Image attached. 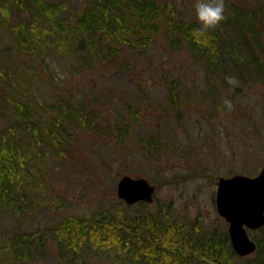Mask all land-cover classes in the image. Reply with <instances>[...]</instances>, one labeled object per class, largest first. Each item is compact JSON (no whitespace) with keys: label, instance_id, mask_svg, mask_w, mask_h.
Wrapping results in <instances>:
<instances>
[{"label":"rangeland","instance_id":"rangeland-1","mask_svg":"<svg viewBox=\"0 0 264 264\" xmlns=\"http://www.w3.org/2000/svg\"><path fill=\"white\" fill-rule=\"evenodd\" d=\"M156 1L172 6L186 22L197 21L195 0ZM87 2L40 0L65 6V14H77ZM263 2L225 0V14L234 8L256 14ZM31 8H38L33 0H0V17L10 14L8 24L0 26V51L13 46L8 26L27 23ZM259 33L264 46V28ZM149 49L139 57L126 50L121 61L125 67L103 66L80 73L72 71L68 60L60 67L57 62L50 65L48 59L46 66L25 67L21 63L27 56L20 53L11 54L14 66H8L3 61L7 53H0V64L10 68L8 76L21 81L16 99L26 88L33 90L26 97L23 94V101L43 113L41 106L52 105L60 95L61 99L71 96L87 114L86 124L92 126H67L62 156L49 152L41 165L47 186L43 198L48 203L23 222L1 216L0 231L49 228L63 215L87 216L117 199V182L128 175L154 186L148 210L227 232L228 223L216 210V184L219 177H254L264 165V86L249 79L228 78L224 88L214 80L208 82L202 63L183 48L169 50L162 32ZM174 87L180 89L183 103L176 109L169 107ZM215 87L218 91L210 93L208 89ZM7 116L0 108V131L8 124ZM7 119L15 123L11 116ZM248 235L264 242L259 231H248ZM47 247L49 255L36 264H60L56 246L49 241Z\"/></svg>","mask_w":264,"mask_h":264},{"label":"trees","instance_id":"trees-1","mask_svg":"<svg viewBox=\"0 0 264 264\" xmlns=\"http://www.w3.org/2000/svg\"><path fill=\"white\" fill-rule=\"evenodd\" d=\"M33 2L38 8H31L27 23L8 26L13 46L0 51L7 53L3 61L8 66H14L11 54L20 53L27 56L21 64L33 69L46 66L47 59L58 67L68 60L75 73L125 67L121 61L126 50L144 56L162 32L169 50L183 48L202 63L208 82L214 80L224 88L228 78H235L264 86V46L259 33L264 28V2L256 14L234 8L203 35L198 32L199 22L184 21L172 6L156 0H88L77 14H65L61 4ZM9 15L1 14L0 26L8 24ZM9 69L0 64V108L15 121L10 124L7 116L8 124L0 131V217L23 222L48 203L43 198L47 187L41 169L44 155L62 156L70 124L92 126L86 124L87 114L71 96L61 99L60 95L52 105L41 106L43 113H36L33 105L23 101L30 89L17 93L20 98L16 99L21 81L8 76ZM11 72L17 74L16 69ZM181 100L180 89L172 88L169 107H180ZM126 131L128 136L130 130ZM148 205L113 199L87 216L63 215L49 228L27 231L20 226L17 232L0 231V264H36L49 255V241L57 248L60 264H264L263 241H256L250 256L238 257L226 231L207 229L169 212H152ZM256 231L264 239V226Z\"/></svg>","mask_w":264,"mask_h":264},{"label":"water","instance_id":"water-1","mask_svg":"<svg viewBox=\"0 0 264 264\" xmlns=\"http://www.w3.org/2000/svg\"><path fill=\"white\" fill-rule=\"evenodd\" d=\"M155 188L144 178L124 175L116 185V197L126 205L139 202L150 204ZM216 210L227 223V234L238 257H246L256 250V242L248 231L264 226V165L254 177L234 175L219 177L215 195Z\"/></svg>","mask_w":264,"mask_h":264},{"label":"clouds","instance_id":"clouds-1","mask_svg":"<svg viewBox=\"0 0 264 264\" xmlns=\"http://www.w3.org/2000/svg\"><path fill=\"white\" fill-rule=\"evenodd\" d=\"M195 13L200 24L198 32L203 35L226 18L225 0H195Z\"/></svg>","mask_w":264,"mask_h":264}]
</instances>
